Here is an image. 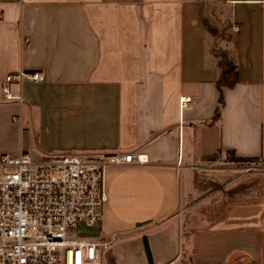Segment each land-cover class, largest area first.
<instances>
[{"label":"crops","instance_id":"0c3cea01","mask_svg":"<svg viewBox=\"0 0 264 264\" xmlns=\"http://www.w3.org/2000/svg\"><path fill=\"white\" fill-rule=\"evenodd\" d=\"M224 9L239 81L221 105L204 19ZM19 71L45 74L12 85L22 104L2 91ZM23 151L147 155L106 169L99 231L146 233L155 264H179L187 237L192 264H264V201L183 231L191 165L264 157V0H0V156Z\"/></svg>","mask_w":264,"mask_h":264},{"label":"built area","instance_id":"2783aa9c","mask_svg":"<svg viewBox=\"0 0 264 264\" xmlns=\"http://www.w3.org/2000/svg\"><path fill=\"white\" fill-rule=\"evenodd\" d=\"M45 80L40 71L9 73L6 100L24 102L12 85ZM181 106L191 101L182 97ZM15 119H17L15 117ZM147 155L118 152L89 156L72 152L34 157L28 152L0 156V264H105L116 235L101 227L108 199L104 186L110 166L145 164Z\"/></svg>","mask_w":264,"mask_h":264},{"label":"rangeland","instance_id":"374dc122","mask_svg":"<svg viewBox=\"0 0 264 264\" xmlns=\"http://www.w3.org/2000/svg\"><path fill=\"white\" fill-rule=\"evenodd\" d=\"M223 12L224 15L219 17L215 11L214 15L217 16L215 20L207 17L211 25L215 27L214 34L207 31V45L209 52L217 59L221 52H229L226 46L234 38L233 29L226 21L227 10L224 9ZM188 171L189 180L186 183L185 206L192 208H189L184 215V233L191 232L189 224L192 220L196 221L197 227L199 222L211 224L229 215L234 207V202L227 200V193H235L237 189L240 191L241 186L245 187V191H250L243 199H249L252 202L264 201V157L253 158V161H234L228 157L227 153L219 154L191 165ZM252 182L255 184L251 185ZM193 228L195 229V225ZM87 232L97 234L99 228L90 227ZM143 235L147 236L146 233L142 234L139 231H127L120 232L119 236H116L118 239L112 243L111 248L116 251L119 264H138V248L141 243L144 249ZM186 242L187 249L179 264H192L188 237ZM112 260L111 257L108 258L106 264H112Z\"/></svg>","mask_w":264,"mask_h":264},{"label":"trees","instance_id":"16d2710c","mask_svg":"<svg viewBox=\"0 0 264 264\" xmlns=\"http://www.w3.org/2000/svg\"><path fill=\"white\" fill-rule=\"evenodd\" d=\"M204 25L206 31L212 34L215 33V27H213L206 18L204 19ZM219 63L221 67V72L216 81V86L220 93L219 102L222 105L224 103V89L227 87H233L234 85L237 84V82L239 81V70L237 64L230 58L229 53L226 51L221 52V54L219 55ZM218 115H219V108H217L216 110L215 117H218ZM228 157L234 161H245V160L253 161V158L238 157L232 151L228 152ZM252 184L255 183L252 182L251 185ZM242 188H244V190H242ZM245 190H246L245 187L241 186L240 191L237 189L235 193H231V192L227 193V197H228L227 200L230 202H234L233 204L234 206L237 204L252 202V200L249 201V199H243L245 195H247V193L250 192Z\"/></svg>","mask_w":264,"mask_h":264},{"label":"water","instance_id":"95a60500","mask_svg":"<svg viewBox=\"0 0 264 264\" xmlns=\"http://www.w3.org/2000/svg\"><path fill=\"white\" fill-rule=\"evenodd\" d=\"M142 224L143 223H139V226ZM143 244L148 264H155L149 239L146 235H143Z\"/></svg>","mask_w":264,"mask_h":264}]
</instances>
